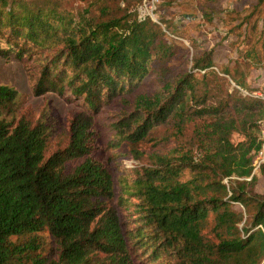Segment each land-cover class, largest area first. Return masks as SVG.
<instances>
[{
  "label": "trees",
  "instance_id": "1",
  "mask_svg": "<svg viewBox=\"0 0 264 264\" xmlns=\"http://www.w3.org/2000/svg\"><path fill=\"white\" fill-rule=\"evenodd\" d=\"M143 1L134 11L120 0V14L106 7L100 17L76 19L0 0V58L33 63V96L54 93L82 108L70 121L68 145L45 159L53 117L16 120L18 93L0 85V264H264V190L256 192L251 175L264 105L236 90L209 105L193 76L211 68L209 54L193 59L191 73L139 95L116 123L118 144L137 145L169 120L180 132L203 120L196 151L154 155L133 180L119 182L117 205L132 227L106 203L113 181L91 157L92 113L157 75L174 54L161 23L141 14ZM255 27L264 49V15ZM233 134L243 140L233 144ZM74 160L82 162L67 172ZM42 232L57 245L56 261L42 254Z\"/></svg>",
  "mask_w": 264,
  "mask_h": 264
},
{
  "label": "rangeland",
  "instance_id": "2",
  "mask_svg": "<svg viewBox=\"0 0 264 264\" xmlns=\"http://www.w3.org/2000/svg\"><path fill=\"white\" fill-rule=\"evenodd\" d=\"M35 7L54 8L72 18L100 17L102 8L109 7L120 14V0H13ZM130 9L136 10L141 0H128ZM257 0H162L154 11V18L161 23L165 33L164 41L172 45L173 57L159 66L158 74L152 73L140 85L122 97L115 98L109 105L100 107L92 113L95 137V149L91 157L100 162L111 175L113 181V198L106 201L113 207L125 224L124 228L132 227L127 224L128 218L117 205L119 182L123 179H134L135 171L148 166L154 155L174 156L189 149L196 151L195 133L199 122L188 123L182 131L174 120L154 128L149 137L137 144L120 142L116 123L125 115L132 112L134 101L139 95L151 96L158 92L163 84L172 82L180 75L192 72V61L203 54L211 57V68L194 74L199 82V93L206 88L207 102L216 105L226 94L236 90L239 95L246 97L240 90L248 93L264 92V49L258 39L255 27L260 23V14L264 15L263 6H258ZM260 12V14L258 13ZM142 15H147L142 12ZM148 16V15H147ZM249 16L250 20L245 21ZM247 24H246V23ZM255 27V28H254ZM34 65L24 59L22 61L10 58H0V85H6L18 93L15 119L24 118L35 124L37 121L53 117V128L44 153L47 159L54 152L64 149L69 143V125L75 113L82 111L81 101L68 99L54 93L40 97L31 92V74ZM228 71L230 78L223 71ZM208 73L202 79L203 73ZM86 112V111H85ZM243 138L233 134L231 142L236 144ZM81 160L67 163L66 170L71 172L81 164ZM257 181L255 190L261 194L264 190V168L255 174ZM191 177L185 172L183 180ZM236 209L242 210L239 205ZM42 243V254L52 261L57 260V245L47 232L38 234ZM175 261H171L173 263Z\"/></svg>",
  "mask_w": 264,
  "mask_h": 264
},
{
  "label": "built area",
  "instance_id": "3",
  "mask_svg": "<svg viewBox=\"0 0 264 264\" xmlns=\"http://www.w3.org/2000/svg\"><path fill=\"white\" fill-rule=\"evenodd\" d=\"M160 0H144L141 6L142 12H146L147 15L151 18V20L157 23V20L154 18L153 12L157 3ZM237 87V86H236ZM240 90V88L237 87ZM244 95L251 97L253 99L258 100L260 103L264 105V92H253L248 93L243 90H240ZM259 126V148L252 152V174L255 175L257 172L260 171L262 167H264V118L258 123ZM250 178L246 179L249 180ZM226 182V180H224Z\"/></svg>",
  "mask_w": 264,
  "mask_h": 264
}]
</instances>
